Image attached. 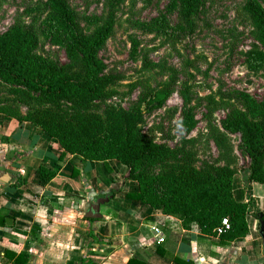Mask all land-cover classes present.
Returning <instances> with one entry per match:
<instances>
[{
  "label": "trees",
  "instance_id": "obj_1",
  "mask_svg": "<svg viewBox=\"0 0 264 264\" xmlns=\"http://www.w3.org/2000/svg\"><path fill=\"white\" fill-rule=\"evenodd\" d=\"M203 2L169 0V8L189 18L201 9ZM46 5L49 14L40 25L15 24L0 34V80L13 84L11 93L21 96L20 100L25 97L34 101L32 105L23 104L28 109L25 116L11 107L0 108V114L20 123L34 124L70 155L88 161H118L128 169V179L138 184V192L127 194L128 199L161 208L163 214L179 219L184 228L197 224L203 235L219 238L222 246L246 238L248 216L264 222V212H257L252 201L240 203L234 198L237 158L229 137L240 135L244 153L250 160L248 180L264 185V100L232 91L230 100L223 103L226 116L221 129L216 127L211 131V140L223 165L200 161L192 151L157 143L142 132L144 100L130 110L107 104L117 80L105 73L106 64L99 54L114 32L115 15L109 13L103 23L96 17L88 18L98 26L91 34H85L80 31L68 0H47ZM243 11L254 29L256 41L263 47L247 54L249 70L258 72L264 68V7L258 0H245ZM143 26L165 30L169 24L164 16H159ZM41 34L62 38L67 64L39 54ZM175 84L173 78L162 83L159 91L150 93L146 107L163 108L174 93ZM214 97H205L209 114L214 111L211 106L220 104ZM183 98L181 126L190 134L195 128L196 113L190 100ZM236 99L242 100L248 111L239 108L234 103ZM158 168L170 171L155 174ZM38 175L48 184L56 174L41 166ZM225 219L229 229L218 234ZM27 263L25 255L13 262Z\"/></svg>",
  "mask_w": 264,
  "mask_h": 264
},
{
  "label": "rangeland",
  "instance_id": "obj_2",
  "mask_svg": "<svg viewBox=\"0 0 264 264\" xmlns=\"http://www.w3.org/2000/svg\"><path fill=\"white\" fill-rule=\"evenodd\" d=\"M46 1L0 0V34L15 24L36 22L40 25L49 14ZM258 1L264 7V0ZM68 2L76 13L80 31L85 34H91L98 26L91 24L88 18L96 17L103 23L109 13L115 15L114 32L99 54L106 64L105 73L114 75L117 80L107 104L130 110L144 100L142 132L149 139L172 149L192 151L200 161L223 165L211 140V131L216 127L221 129L226 116L223 103L230 100L232 91L247 93L257 101L264 100V68L254 72L249 70L246 62L250 51L254 48L263 50V47L256 41L254 29L243 11L245 0H204L201 9L189 18H183L179 10L169 8V0ZM159 16L168 20L167 29L143 26ZM39 44V54L61 64L68 63L59 35L41 34ZM135 44L136 54H133ZM172 78L176 80L174 93L164 107L147 108L150 93L159 91L160 85ZM14 88L13 84L0 80V108L11 107L25 116L28 109L23 104L32 105L34 101L25 97L20 100L21 96L11 93ZM209 95H214L220 103L211 106L214 108L212 114L208 113L209 102L205 100ZM183 97L190 100L196 113L195 128L190 134L181 126ZM234 103L248 111L242 100L236 99ZM229 137L237 158L234 198L239 200L242 195L247 202L254 203L256 200L251 196L248 184L250 160L244 153L240 135ZM168 171L169 168H158L155 174ZM257 223L260 229V222ZM245 246L262 250V240L256 236L254 242ZM226 260L229 264L238 262L234 255ZM260 261L264 264V257Z\"/></svg>",
  "mask_w": 264,
  "mask_h": 264
},
{
  "label": "crops",
  "instance_id": "obj_3",
  "mask_svg": "<svg viewBox=\"0 0 264 264\" xmlns=\"http://www.w3.org/2000/svg\"><path fill=\"white\" fill-rule=\"evenodd\" d=\"M41 166L56 174L48 184L38 175ZM248 184L257 212H264L262 184ZM136 192L137 182L118 161L70 155L34 124L0 114V264L20 255L27 264H229L231 255L237 264H263V247L245 246L259 236L252 216L246 238L222 246L197 224L184 228L161 208L126 197ZM107 195L100 218H85L92 202Z\"/></svg>",
  "mask_w": 264,
  "mask_h": 264
},
{
  "label": "water",
  "instance_id": "obj_4",
  "mask_svg": "<svg viewBox=\"0 0 264 264\" xmlns=\"http://www.w3.org/2000/svg\"><path fill=\"white\" fill-rule=\"evenodd\" d=\"M111 198V195H107L104 198H98L95 201L92 202L90 205L88 211L85 214V218L87 219H99L100 218V207L101 205L106 204L109 199ZM260 222V230H259V236L262 240V247H263V255H264V222ZM13 224L12 219H7V225L11 226Z\"/></svg>",
  "mask_w": 264,
  "mask_h": 264
},
{
  "label": "built area",
  "instance_id": "obj_5",
  "mask_svg": "<svg viewBox=\"0 0 264 264\" xmlns=\"http://www.w3.org/2000/svg\"><path fill=\"white\" fill-rule=\"evenodd\" d=\"M228 229H229V223H228V220L225 219V220L222 222V226L217 230V233H218V234H221V233H223L225 230H228ZM154 231H155L157 234H160L159 229H156V228H155ZM164 240H165L164 237H160V238H159V242H161V243H163Z\"/></svg>",
  "mask_w": 264,
  "mask_h": 264
}]
</instances>
